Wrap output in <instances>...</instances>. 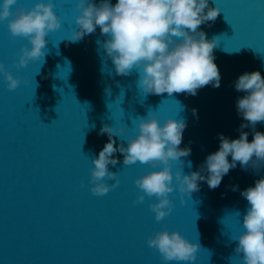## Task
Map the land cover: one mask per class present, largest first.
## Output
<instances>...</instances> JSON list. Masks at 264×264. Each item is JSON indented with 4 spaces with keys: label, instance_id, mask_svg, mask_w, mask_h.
<instances>
[{
    "label": "water",
    "instance_id": "95a60500",
    "mask_svg": "<svg viewBox=\"0 0 264 264\" xmlns=\"http://www.w3.org/2000/svg\"><path fill=\"white\" fill-rule=\"evenodd\" d=\"M36 2L17 0L12 8ZM52 2L61 26L47 34L45 56L26 66H17L20 49L31 45L0 21V63L20 81L10 90L0 74V264H243L235 237L244 231L248 202L240 192L264 176V164L257 171L237 162L217 188L200 181L184 203L174 187L171 211L160 221L149 207L155 196L137 201L142 193L134 181L153 170L147 164L124 165L116 153L120 162L108 167L119 183L94 195L89 180L92 159L108 140L99 131L105 124L126 127L114 137L126 146L137 133V119L149 112L161 122L186 121L180 147L189 146L191 154L172 168H182V174L197 170L218 149V133L239 136L242 117L235 102L243 93L233 82L244 72L258 70L264 77V0H209L220 13L199 30L216 38L220 86L206 85L194 96L144 93L135 69L126 76L115 73L99 28L69 40L78 29L77 0ZM243 130L251 140V130ZM256 130L264 132V122ZM165 228L198 245L194 261L165 262L147 245L148 237Z\"/></svg>",
    "mask_w": 264,
    "mask_h": 264
},
{
    "label": "clouds",
    "instance_id": "9594fccd",
    "mask_svg": "<svg viewBox=\"0 0 264 264\" xmlns=\"http://www.w3.org/2000/svg\"><path fill=\"white\" fill-rule=\"evenodd\" d=\"M17 0H0V21H7L12 36L24 37L31 47L22 46L18 67L29 61H37L45 56V39L50 31L60 28V18L53 11L52 0H37L31 8H12ZM76 16L78 29L71 33L72 42L82 40L88 34L100 30L105 37L102 48L110 58L117 75H128L135 69L139 74L137 86L147 94L184 92L196 95L197 90L211 85L220 86V72L214 62L213 48L216 38H206L199 30L201 24L214 21L220 10L209 6V0H77ZM98 43H100L98 41ZM6 86L12 90L20 81L0 63ZM237 92L235 105L237 114L242 117L239 136L228 138L218 133L219 147L209 153L202 165L195 171L182 174V168L173 173V164L181 165V158L191 154V148L180 147L186 121L168 118L161 122L151 112L138 118L137 133L128 137L126 146L117 144L115 136L122 135L125 126L112 128L107 124L100 128V134L108 136L107 142L93 157L90 169V191L94 195L106 194L119 180L109 170V165L118 162L116 153L122 155V163L136 162L147 164L151 169L135 179L141 191L137 197L143 202L147 197H156L149 205L160 221L171 211L169 193L175 189L191 196L200 188V181L209 189L217 188L230 169L237 166L247 170L251 165L259 170L264 164V132L256 130V125L264 122V77L257 71L244 72L233 82ZM193 115L196 110L193 109ZM251 130L252 139L249 140ZM230 157V159H229ZM191 167V162H188ZM107 180L114 183L108 185ZM175 180V185L173 184ZM236 191L237 186L233 185ZM248 202L242 217L244 231L235 237V251L241 254L243 264H264V176L254 181L240 192ZM147 245L158 250L163 261L191 262L196 259L198 245L189 242L177 231L164 229L148 237Z\"/></svg>",
    "mask_w": 264,
    "mask_h": 264
}]
</instances>
